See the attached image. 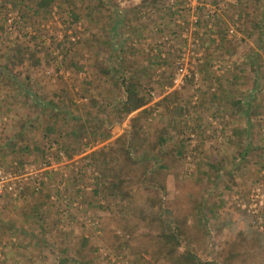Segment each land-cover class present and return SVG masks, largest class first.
Returning a JSON list of instances; mask_svg holds the SVG:
<instances>
[{
  "label": "rangeland",
  "instance_id": "1",
  "mask_svg": "<svg viewBox=\"0 0 264 264\" xmlns=\"http://www.w3.org/2000/svg\"><path fill=\"white\" fill-rule=\"evenodd\" d=\"M39 1L0 0V264H264V0Z\"/></svg>",
  "mask_w": 264,
  "mask_h": 264
},
{
  "label": "trees",
  "instance_id": "2",
  "mask_svg": "<svg viewBox=\"0 0 264 264\" xmlns=\"http://www.w3.org/2000/svg\"><path fill=\"white\" fill-rule=\"evenodd\" d=\"M48 4H49V1L47 0H40L38 3V5L42 7L44 10L47 9ZM122 87H123L124 97L122 100L121 107L124 108L125 114H130L146 105V101L144 97H142L140 93H138V90L132 84L124 83ZM159 88L160 86L158 84L152 87V89L155 91L154 94L156 96H159L161 94V91L159 90ZM183 224H184V218L182 220L176 219L174 223V228L172 229L173 230L172 234L167 235L165 233H162V236H164L163 238L166 239L170 245L171 255H173L176 252L175 250L176 247L177 246L179 247L177 235L181 233L180 225L183 227ZM178 259H180V256ZM182 259L186 260V262H189V264H202L201 261L198 259V257H196L194 254L190 252H187L185 255L181 256V260Z\"/></svg>",
  "mask_w": 264,
  "mask_h": 264
},
{
  "label": "built area",
  "instance_id": "3",
  "mask_svg": "<svg viewBox=\"0 0 264 264\" xmlns=\"http://www.w3.org/2000/svg\"><path fill=\"white\" fill-rule=\"evenodd\" d=\"M14 180V176L10 172H5L0 169V195L13 194L15 192L14 186L11 182ZM17 189V187H16ZM21 190V187H19Z\"/></svg>",
  "mask_w": 264,
  "mask_h": 264
},
{
  "label": "crops",
  "instance_id": "4",
  "mask_svg": "<svg viewBox=\"0 0 264 264\" xmlns=\"http://www.w3.org/2000/svg\"><path fill=\"white\" fill-rule=\"evenodd\" d=\"M240 128H241V127H240ZM26 140H28V138H27ZM32 144H33V143H32ZM37 144H38V143H37ZM26 145H27V142H26ZM23 149H25V151H26V149H28V148H27V146H24ZM238 182H239V181H238ZM230 186H231V185H230ZM6 207H8L6 201H5V202L0 201V210H2V209H6Z\"/></svg>",
  "mask_w": 264,
  "mask_h": 264
}]
</instances>
